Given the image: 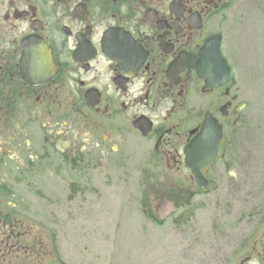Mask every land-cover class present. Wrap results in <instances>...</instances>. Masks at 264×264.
<instances>
[{
    "label": "flooded vegetation",
    "instance_id": "flooded-vegetation-1",
    "mask_svg": "<svg viewBox=\"0 0 264 264\" xmlns=\"http://www.w3.org/2000/svg\"><path fill=\"white\" fill-rule=\"evenodd\" d=\"M254 53L264 0H0V264H45V177L84 191L131 137L180 205L229 191L225 264H264V183L236 155L253 108L236 63ZM208 118L222 137L200 188L185 150Z\"/></svg>",
    "mask_w": 264,
    "mask_h": 264
},
{
    "label": "rangeland",
    "instance_id": "rangeland-1",
    "mask_svg": "<svg viewBox=\"0 0 264 264\" xmlns=\"http://www.w3.org/2000/svg\"><path fill=\"white\" fill-rule=\"evenodd\" d=\"M226 34L229 39L231 32ZM236 64L242 80L250 79L253 88L250 120L237 147L238 171L250 176L255 188L264 183V57L254 53ZM146 150L131 137L124 157L116 158L106 174L97 172L84 191H70L69 176L61 182L45 177L47 203L35 208L45 218V264H225L231 260L235 235L230 192L216 190L215 184L180 205L174 198H180L181 192L171 199L159 175L151 173ZM217 200L228 202L216 205Z\"/></svg>",
    "mask_w": 264,
    "mask_h": 264
},
{
    "label": "water",
    "instance_id": "water-1",
    "mask_svg": "<svg viewBox=\"0 0 264 264\" xmlns=\"http://www.w3.org/2000/svg\"><path fill=\"white\" fill-rule=\"evenodd\" d=\"M224 71H226L225 67ZM220 137V127L216 126L214 121L208 119L204 129L185 150L186 163L191 168L196 181L202 187L205 182L200 174V169L206 167L214 159Z\"/></svg>",
    "mask_w": 264,
    "mask_h": 264
}]
</instances>
